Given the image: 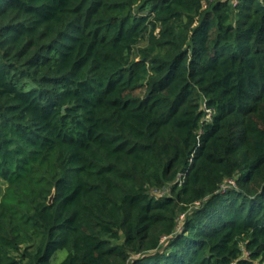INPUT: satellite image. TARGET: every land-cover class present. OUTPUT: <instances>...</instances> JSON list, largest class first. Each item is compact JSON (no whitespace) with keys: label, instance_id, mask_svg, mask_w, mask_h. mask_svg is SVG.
Listing matches in <instances>:
<instances>
[{"label":"trees","instance_id":"1","mask_svg":"<svg viewBox=\"0 0 264 264\" xmlns=\"http://www.w3.org/2000/svg\"><path fill=\"white\" fill-rule=\"evenodd\" d=\"M0 264H264V0H0Z\"/></svg>","mask_w":264,"mask_h":264},{"label":"rangeland","instance_id":"2","mask_svg":"<svg viewBox=\"0 0 264 264\" xmlns=\"http://www.w3.org/2000/svg\"><path fill=\"white\" fill-rule=\"evenodd\" d=\"M63 257H64V253H59L57 258H56V261H60Z\"/></svg>","mask_w":264,"mask_h":264},{"label":"water","instance_id":"3","mask_svg":"<svg viewBox=\"0 0 264 264\" xmlns=\"http://www.w3.org/2000/svg\"><path fill=\"white\" fill-rule=\"evenodd\" d=\"M54 196L51 197L50 203H52Z\"/></svg>","mask_w":264,"mask_h":264}]
</instances>
